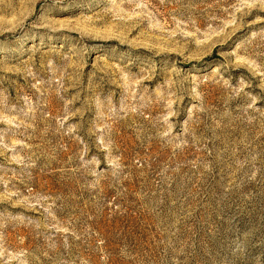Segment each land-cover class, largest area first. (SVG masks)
<instances>
[{
    "label": "rangeland",
    "instance_id": "374dc122",
    "mask_svg": "<svg viewBox=\"0 0 264 264\" xmlns=\"http://www.w3.org/2000/svg\"><path fill=\"white\" fill-rule=\"evenodd\" d=\"M0 264H264V0H0Z\"/></svg>",
    "mask_w": 264,
    "mask_h": 264
}]
</instances>
